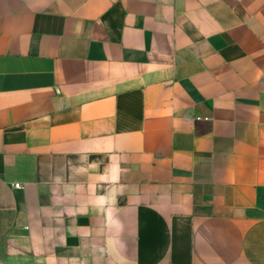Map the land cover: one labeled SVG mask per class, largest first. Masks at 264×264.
Instances as JSON below:
<instances>
[{
    "label": "crops",
    "instance_id": "obj_1",
    "mask_svg": "<svg viewBox=\"0 0 264 264\" xmlns=\"http://www.w3.org/2000/svg\"><path fill=\"white\" fill-rule=\"evenodd\" d=\"M0 264H264V0H0Z\"/></svg>",
    "mask_w": 264,
    "mask_h": 264
},
{
    "label": "built area",
    "instance_id": "obj_2",
    "mask_svg": "<svg viewBox=\"0 0 264 264\" xmlns=\"http://www.w3.org/2000/svg\"><path fill=\"white\" fill-rule=\"evenodd\" d=\"M17 187H19L20 186V183H17V184H15Z\"/></svg>",
    "mask_w": 264,
    "mask_h": 264
}]
</instances>
